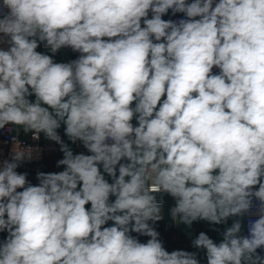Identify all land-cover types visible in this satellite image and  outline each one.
I'll use <instances>...</instances> for the list:
<instances>
[{"label": "clouds", "instance_id": "obj_1", "mask_svg": "<svg viewBox=\"0 0 264 264\" xmlns=\"http://www.w3.org/2000/svg\"><path fill=\"white\" fill-rule=\"evenodd\" d=\"M0 34V129L63 154L0 160V264H264V0H2ZM165 196L231 225L168 251Z\"/></svg>", "mask_w": 264, "mask_h": 264}, {"label": "crops", "instance_id": "obj_2", "mask_svg": "<svg viewBox=\"0 0 264 264\" xmlns=\"http://www.w3.org/2000/svg\"><path fill=\"white\" fill-rule=\"evenodd\" d=\"M37 50L40 52L51 54L49 51L43 50L41 46ZM74 58H76V56L71 51H59L54 57V59L57 62H66ZM15 130L16 132L26 137H30V135L32 134V132L25 133L22 128H18ZM57 131L58 134H60L61 137L64 139V141L66 143H69L70 147L73 149L74 152L79 153L86 151L79 142H77L76 144H72L70 141L67 140V137L64 135L63 126ZM40 135L43 143L50 144L56 147L55 151L54 150L50 151L47 155V160H46V165L48 168L47 172H55L62 170V167L61 168L56 167V162L59 159H61L63 155L59 150V145L53 141H49L45 139L42 133H40ZM20 172H27L29 174L28 179L33 183V177L32 175H30L27 169H22ZM165 199H166V207H165L164 219L157 223V231H159L160 239L164 243L175 246L178 249L194 251L195 249L191 247V240L195 235H198L201 231L207 233L210 236V238H213L214 240L218 241L221 237L218 232L213 231L212 229L218 228L222 232L225 227L231 225L232 222L231 219H229L226 225H211L206 221H197V222H193L191 227L181 224L178 219L172 221L168 214L167 209L172 205L173 201L168 196H165ZM5 236L6 233H0V239H3ZM257 251L261 255H264V250L258 249ZM201 264H206V261L203 258L201 259Z\"/></svg>", "mask_w": 264, "mask_h": 264}, {"label": "built area", "instance_id": "obj_3", "mask_svg": "<svg viewBox=\"0 0 264 264\" xmlns=\"http://www.w3.org/2000/svg\"><path fill=\"white\" fill-rule=\"evenodd\" d=\"M2 2V0H0ZM182 14H177L176 17H171L165 16V19H177L179 16ZM2 35V34H0ZM6 41L7 38H4ZM7 43L0 44V47H7ZM41 48L43 50L49 51L44 47L43 44H41ZM60 51H71L73 52L70 48H64L61 49ZM74 53V52H73ZM75 56H77V53H74ZM32 150V160L31 161H25L22 163L21 167L18 169L20 172L22 169H27L33 177V184L38 183L36 180V173L38 171H48L47 165H46V160H47V155L50 151H55L56 147L50 144H45L41 140V135L32 132L30 137H26L18 132L13 128L12 130L6 129H0V160L5 159V158H10V154L13 151L15 152H28ZM165 199V197H164ZM166 201V199H165ZM254 211V209H253ZM246 217L245 219H247ZM252 218H255L254 216ZM158 223V222H157ZM157 229V224L155 225ZM141 241L144 242L147 237H140ZM164 246L168 251H172L175 249H178L175 246H172L170 244L164 243Z\"/></svg>", "mask_w": 264, "mask_h": 264}]
</instances>
